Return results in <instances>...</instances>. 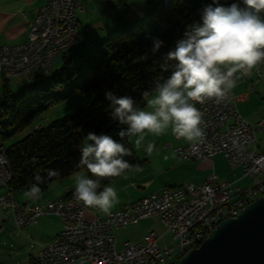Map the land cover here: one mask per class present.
Segmentation results:
<instances>
[{"label":"built area","instance_id":"obj_1","mask_svg":"<svg viewBox=\"0 0 264 264\" xmlns=\"http://www.w3.org/2000/svg\"><path fill=\"white\" fill-rule=\"evenodd\" d=\"M98 1L113 3L117 0ZM53 8H61L64 29L53 27ZM83 9L84 0H45L35 19L29 21L26 40L0 46L1 79H32L37 72L50 71L55 57L78 46L81 35L70 38V29L79 27L78 13ZM86 44L93 45L89 40ZM18 60H27V67L17 69ZM254 71L257 77L261 75L259 67ZM254 84L252 81L248 90L240 94L231 90L220 103L209 99L197 103L202 112L203 141L173 148L183 160L206 161L221 153L230 165L242 168L243 176L253 179L251 184L233 186L212 173L199 184L167 186L139 201H128L111 215H96L90 219L86 212L93 210L83 207L81 202L61 208L55 205V199L45 204L17 200L8 187L12 173L5 148L0 146V185L7 189L0 194V235L11 223L17 236L37 224L41 217L53 215L61 220L62 229L39 251L38 264L45 261H57V264H173L179 254L191 248L194 238L201 232L200 223L205 216H212V224L207 226L208 231L213 230L225 219L217 217V209H226V215L239 213L242 203H251L263 195L258 194V187L264 186V148L258 146L256 138L262 122L251 123L238 110V103L249 98ZM165 147L172 146L167 143ZM74 189L68 188L67 194L74 193ZM67 194L57 198H66ZM153 216L159 217L165 228L163 234L149 229L142 242L127 241L122 249L117 248L116 229L125 228V223L137 226ZM167 234L171 235V241L160 244ZM93 241H100L99 251H88V243Z\"/></svg>","mask_w":264,"mask_h":264},{"label":"trees","instance_id":"obj_2","mask_svg":"<svg viewBox=\"0 0 264 264\" xmlns=\"http://www.w3.org/2000/svg\"><path fill=\"white\" fill-rule=\"evenodd\" d=\"M221 2L231 4L234 0ZM210 3L212 0H173L168 4L162 0L148 1L150 13L141 23L114 34L95 52L73 59L72 51L76 47L62 54L60 68L37 72L16 94L11 91L10 79L4 78L0 93V146L6 151L12 173L8 187L14 194L28 189L35 183L34 176H44L48 169H57L60 175L41 184L42 193L55 181L76 172L91 176L85 167L79 166L80 147L87 134L108 133L119 139V128L110 122L106 93L132 96L138 107H145L143 93L151 91L155 81L166 78L174 70L164 56L175 48L177 40L184 38L186 28L200 20L203 8ZM154 37L163 39L165 44L152 55ZM85 68L87 72L78 77ZM64 88L67 91L62 94ZM73 93L86 99L84 107L46 126L34 124L39 116ZM31 126L30 133L13 140ZM125 143L132 149V155L125 159L134 167H141L143 162L132 144L126 140ZM91 178L100 180L102 190L117 177Z\"/></svg>","mask_w":264,"mask_h":264},{"label":"clouds","instance_id":"obj_3","mask_svg":"<svg viewBox=\"0 0 264 264\" xmlns=\"http://www.w3.org/2000/svg\"><path fill=\"white\" fill-rule=\"evenodd\" d=\"M164 44L163 39L154 37L151 54L158 53ZM164 60L172 63L174 70L155 81L151 91L143 93L145 107H138L132 96L106 93L110 122L119 128V139L108 133L87 134L80 147L79 166L91 176L121 177L140 171L139 166L134 167L125 159L132 155L125 140L137 150L143 147L149 155L154 144H145L146 138L165 135L169 130L175 138L192 144L203 141L202 112L197 103L206 99L220 103L237 87L239 79L264 64V0H234L231 4L212 0L203 8L200 20L186 28L184 38L177 40ZM59 175L57 169H48L44 176L36 174L35 183L23 196L40 200V185ZM91 176L74 174L75 199L100 215H111L119 202L116 188L109 185L101 190L100 180Z\"/></svg>","mask_w":264,"mask_h":264},{"label":"crops","instance_id":"obj_4","mask_svg":"<svg viewBox=\"0 0 264 264\" xmlns=\"http://www.w3.org/2000/svg\"><path fill=\"white\" fill-rule=\"evenodd\" d=\"M44 3L45 0H0V46L24 42L27 38L29 21L35 19L39 8ZM147 3V1L142 3V0H117L113 3L84 0V9L78 13L81 37L77 48L72 51V57L73 54L78 53L81 54L78 58L86 56L88 49L94 48L96 45L101 46L113 34L129 28L136 22L138 23L149 12ZM88 40L92 41V46L86 44ZM258 67L261 71L259 77L253 70L251 75L238 80L237 87L233 91L237 94L245 92L252 81L255 82L253 89L249 91V98L238 103V110L247 121L251 123L262 122L260 129L256 132V138L258 146L264 148V64ZM149 142L154 144L151 155L147 154L143 147L137 150L132 145L143 162L142 166L139 167L140 171L127 172L126 175L117 177L106 185L115 187L119 196V202L112 211L123 207L128 201H139L144 196L167 186L199 184L212 173H216L220 180L228 181L233 186H246L253 181L252 178L243 176L241 167L230 165L221 153L206 161L180 159L173 148L186 146L190 143L175 138L170 130L159 137L148 136L145 144ZM167 143L171 144L170 149L165 147ZM80 172L84 173L83 171ZM50 187L49 192L47 190V193H42L40 200L25 198L23 196L25 190L21 191V196L18 199L17 193L15 197L22 203L45 204L47 200L67 194L69 187H75L74 174L52 183ZM0 189L3 190L0 194L7 190L1 185ZM96 215L105 216L94 211L86 212V217L90 219ZM157 222H159L158 216L149 217L142 220L137 226L116 229L114 234L116 236V231L133 227L136 229L135 237L133 240H126L125 242H142L147 231L154 229L153 227L157 225ZM8 226L13 228L12 223ZM29 227L31 229L36 227L35 230L39 232L38 235L44 238V243L41 244L36 255L29 259L30 264H35L39 251L61 231L62 222L56 216L47 215L41 217L37 224ZM14 237L16 236L14 235ZM116 238L118 245L119 240L117 236ZM125 242L122 244L124 245Z\"/></svg>","mask_w":264,"mask_h":264},{"label":"water","instance_id":"obj_5","mask_svg":"<svg viewBox=\"0 0 264 264\" xmlns=\"http://www.w3.org/2000/svg\"><path fill=\"white\" fill-rule=\"evenodd\" d=\"M177 264H264V194L222 220Z\"/></svg>","mask_w":264,"mask_h":264},{"label":"rangeland","instance_id":"obj_6","mask_svg":"<svg viewBox=\"0 0 264 264\" xmlns=\"http://www.w3.org/2000/svg\"><path fill=\"white\" fill-rule=\"evenodd\" d=\"M149 13L150 11L138 23L136 22V24L141 23L148 16ZM99 47H100L99 45H96L94 46V48L88 49L87 55L95 52L96 50L99 49ZM80 55H81L80 53L73 54V59H77ZM62 64H63V56L61 55L54 59L53 69L60 68ZM86 72H87V68L82 70L81 74L78 77L83 76ZM3 83H4L3 79H0V93L2 92L3 89ZM29 83H30V79L26 77L11 78L10 79L11 91L14 94H16ZM70 85L71 83L68 84V86ZM62 91H63L62 94H65L67 90L66 88H64ZM86 103L87 101L82 95H80L79 93H73L69 95L65 100L54 105L50 110L39 116L34 121V124H36L37 126L39 125L46 126L57 118L73 114L79 107H84ZM32 130L33 129L31 126L22 133L18 134L13 140L18 141L22 139ZM49 190L50 189H48V192ZM2 191L3 190L0 189V192ZM22 192L20 191L17 193V199L19 196H21L20 194ZM45 193H47V191ZM35 228L36 227H34V229H31V227H28L22 233L14 237L15 231L13 230L12 226L7 227V229L2 233L0 237V264H30L29 262L30 257L36 255L39 247L41 246L42 243H44V238L41 235H38L39 232L35 230ZM153 228L159 234H163L165 232V228L160 223V220L159 222H157V225ZM135 233H136V229H134L133 227L116 231V236L118 237L119 240L117 248L122 249L123 242H125L126 240H133V238L135 237ZM164 241L170 242L171 235L167 234L164 240L160 241V244H163Z\"/></svg>","mask_w":264,"mask_h":264},{"label":"bare ground","instance_id":"obj_7","mask_svg":"<svg viewBox=\"0 0 264 264\" xmlns=\"http://www.w3.org/2000/svg\"><path fill=\"white\" fill-rule=\"evenodd\" d=\"M164 4H168L173 0H162ZM61 16V8H53L52 10V22L53 27L56 29H64L65 28V21L60 20ZM80 37L79 27H74L70 29V38H78ZM27 67V60H18L17 62V69H25ZM0 79H1V72H0ZM258 194H264V186L258 187ZM78 203L75 199L73 193H68L66 198H57L55 199V205L61 206V208H69L73 206V204ZM249 203H242V208L248 205ZM238 212H231V215H226V209H217V217H236ZM224 220V219H223ZM212 224V216H205L203 218V223H200V230L201 232L198 233V237L194 238V242L191 245V249L198 247L202 241L210 234L208 231V226ZM132 226V223H125V227ZM100 248V241H93V243H88V251H99ZM189 250H184L181 254L177 256L173 264H177L178 260ZM42 264H57V261H45Z\"/></svg>","mask_w":264,"mask_h":264}]
</instances>
